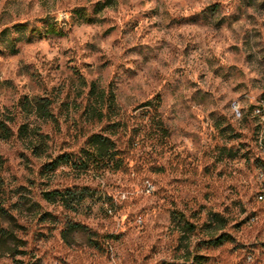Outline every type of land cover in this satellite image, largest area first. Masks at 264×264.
<instances>
[{"label":"clouds","instance_id":"obj_1","mask_svg":"<svg viewBox=\"0 0 264 264\" xmlns=\"http://www.w3.org/2000/svg\"><path fill=\"white\" fill-rule=\"evenodd\" d=\"M82 2L0 0V52L3 53L0 62L7 63L14 55L21 65L27 64L25 53L32 47L43 51L59 47L61 51L67 50L72 63L83 72L82 77L73 76L67 62L62 60L60 72L41 74L49 67L42 55L28 70L32 78L26 81L27 86L19 87L18 82L8 93L6 107L0 105V121L5 126L0 127V142L7 139L4 155L12 157L11 173L4 175L8 180L12 174L19 176L16 183L6 187L34 180L28 205L39 203L40 211L54 212L58 217L55 229L63 231L67 240L61 244L53 235L47 242L43 239L37 242L32 239L33 231L47 232L48 226L36 223L38 214L25 215L28 249H35L38 256L44 257L41 264H108L105 257L110 264H131L132 261L139 264L145 248L153 242L158 240V251L171 248L176 242L174 225L162 224L157 236L150 223H141L145 217L135 205L131 218L123 222L131 200L147 197L149 192L156 194L150 202L155 199V206L164 219L170 207L168 200L183 201L186 209L181 203L176 207L186 212L204 203L208 210H220L228 216V225L216 228L217 232H227L231 220L240 215L238 208H232L236 193L228 185L239 182L245 190L264 185V169L252 166L251 161L245 168L239 155L248 148L241 149L240 141L230 138L233 132L245 133L243 139L251 146L250 155L264 157V99H258L264 93V11L257 10L264 0H253V7H245V0H144L141 11L157 10L149 20H141L144 37L137 38L129 26V35L116 39L115 46H112L113 40L120 30L107 37L100 35L99 27L93 26L89 32L87 17L94 15L92 10L79 15L73 12ZM209 4L218 6L211 8ZM85 34L96 44L94 51L87 52L91 67L86 70L80 66L84 51L81 38ZM213 36L223 37L239 47L235 59L227 52L224 55L216 52L210 43ZM177 38L187 46L186 51L176 44ZM133 43L140 46L132 47ZM250 53L253 57L246 61ZM70 79L76 81L70 102L82 103L87 99L90 105L108 106L107 116L111 120L104 123L118 128L115 134L92 136L102 124L98 126L85 118L87 113L77 119L76 112L58 111L62 98L59 89L67 88ZM93 83L95 95L87 96ZM53 84L57 91L52 90ZM77 91L82 94L76 96ZM21 95H25L23 103L28 110L17 104ZM44 95L53 101L48 108L53 114L51 118L42 117L38 112L40 104L45 102L41 99ZM252 105L256 108L249 111ZM21 125H24L22 138L18 131ZM257 125L259 139L253 140L252 130ZM132 129H136L135 135ZM89 136L92 138L85 142ZM101 144L109 149L105 153L107 158L97 153ZM34 146L40 153L37 156L32 154ZM121 149L127 157L137 160L141 174L137 169L127 171L133 184L140 185V193L127 179L121 180L106 170L113 166L115 154ZM17 150L26 153L30 165L17 167ZM165 151H169L168 166L172 174L179 173L182 164L187 184L195 182L190 189H180L178 196L172 195L174 189L165 190L162 180H153L142 168L146 161L156 160L157 153L163 155ZM62 152L66 155H59ZM229 154L237 157L233 159ZM49 160L54 163L45 164ZM218 160L222 162L217 163ZM42 164L43 171L51 172L48 177L39 174ZM205 165L212 173L210 177L200 171ZM217 169L230 175L219 179L215 175ZM45 179L62 189L54 206H49L41 197ZM206 184L210 187L205 188ZM83 185L92 187L85 189ZM205 191L210 193V199L202 201ZM61 200L66 201L67 207L61 206ZM260 205L264 206V199ZM224 207H229L230 213H224ZM199 236L197 232L190 243L186 241L187 246L177 258L186 252L195 255L193 248ZM234 236L236 244L252 239L242 233ZM258 240H264V233ZM233 247L234 244H227L221 252L227 254ZM257 247L260 251H237L235 259L229 257L224 264L236 261L264 264V255H261L264 247L259 243ZM57 255L59 259H54Z\"/></svg>","mask_w":264,"mask_h":264},{"label":"rangeland","instance_id":"obj_2","mask_svg":"<svg viewBox=\"0 0 264 264\" xmlns=\"http://www.w3.org/2000/svg\"><path fill=\"white\" fill-rule=\"evenodd\" d=\"M144 4V0H84V2L77 4L75 8H73V12L76 14L87 13L89 9L92 10L93 16H88L87 18H91L93 21L87 22L89 32L92 31L93 26L100 28V35L107 37L111 34L117 32V29L120 30L119 35L115 37L113 40V45L115 46V40L119 39L121 36L129 35V26L136 32L137 38L144 37V27L141 23V20H149L152 15H154L157 10L156 9H148L144 8L143 11L140 9ZM218 5L209 4L208 7L215 8ZM245 7H253V0H245ZM259 11H264V3H261L258 6ZM107 13V14H106ZM131 15H127L130 14ZM125 15H127V19H125ZM238 19V17H237ZM23 23V21H21ZM15 27V25L13 26ZM149 27H153L149 25ZM8 29L5 27L3 32L6 33ZM259 33H257L258 35ZM247 38V34H245ZM208 39L207 37L205 38ZM210 43L214 45L216 52L219 55H224L226 52L229 56L235 59L236 54L239 52V47L230 42L227 39L221 37L217 39L215 36L211 37ZM176 44L182 48L187 50V46H185L179 38L176 39ZM140 45L133 43L132 47H139ZM81 47L84 50L81 53L80 66L83 69H87L91 67V57L87 55L89 50H95L96 44L94 41L89 39L88 34H85L81 38ZM264 51V50H262ZM0 55H3L0 52ZM46 58V63L49 65L47 69H44L41 74H51L53 71L60 72L61 71V63L62 60L66 61L69 65V71L72 72L73 76L82 77L83 72L78 68L75 64L72 63V59L67 56V50L61 51L59 47L50 48L48 51H43L37 47H32L25 53V56L28 60L27 64L21 65L19 61H17L13 55V58L9 59V62L4 63L0 62V105L4 104L5 100L8 97V93L13 89L15 85L19 82V87H26L29 79L32 77L29 76L28 70L30 67L35 66L41 56ZM253 57V54H249L245 57L246 61H250ZM234 67V65H233ZM43 68V66H41ZM23 77V79H21ZM76 83L74 80H69V85L67 88L61 87L59 89L62 98L60 99V103L58 106V111L63 110L67 112H76L77 119L85 117L88 108V100L85 99L82 103L70 102L72 97V86ZM83 83V81H81ZM53 91H57V86L53 84ZM241 85H237V88H240ZM89 89L87 90L88 96ZM82 93L79 91L76 92V96H80ZM41 98H49L46 95ZM264 93H261L258 99H263ZM25 95H21L17 98V104L24 108ZM52 100V99H51ZM256 105H252L249 111H252V108ZM91 122H95L89 118L87 113V117ZM256 119V118H254ZM105 122V121H104ZM99 123L102 126L99 127V132H94L93 134H104L111 133L112 130L118 131V128L111 129L108 123ZM55 123V122H54ZM247 123V121H245ZM22 126V125H21ZM259 125H257L253 130V140H258L259 134ZM230 127V126H229ZM133 134H136V129H132ZM245 133H235L233 132L230 136L231 139H235L240 141V148H248V151L243 152L242 155H239V159L243 162V166L247 168L249 166V161H251V165L258 168L264 169V157H253L250 155L251 146L249 145L247 140L243 139ZM88 138V137H87ZM86 138V140H87ZM131 139V138H130ZM6 142H0V194L3 199L6 201L7 206L11 209V214L14 216L17 223L21 226L22 229L19 230V237L24 242V247L20 250L25 252V255H20L17 257L7 256L2 257L0 259V264H18V262H22L23 264H41L44 259L43 256H38L36 254L35 249H28L27 245L29 243V239L27 236L28 233V225L24 223L25 215L33 216L37 215L36 223L40 225L48 226L47 232L35 230L32 233V239L39 242L43 239L45 242L50 240L53 235H55L61 244L67 243L63 237L62 232H57L55 229V225L58 222V217L54 212L51 211H40L41 205L39 203H33L28 205V198L32 193V189L30 185H34V180H27L25 184H16L15 187H6L8 184L16 183L19 180V176L12 174L10 180L5 178V173H11L12 165L9 161L12 157H8L4 155L6 150ZM86 142V141H85ZM159 144V141H156ZM149 149L151 145L148 146ZM235 147V145H233ZM122 155L120 159L122 161V165L120 169H116L113 166L111 168L106 169L111 175L116 176L117 178L124 180L127 179L129 181V185L133 186L137 193H140L141 188L140 185L133 184L131 177L129 176V172L127 169H137V160L127 157L125 150H120ZM59 155H66V152H62ZM221 155H225L221 153ZM235 159L237 154H229ZM18 160L17 167L30 165L31 161L28 159L26 153L23 151L17 150L16 157ZM169 151H165L163 155L157 153V159L151 160L150 162H145L142 165L143 169H146L147 173L150 174L153 180H162L163 186L165 190L174 189L172 195L178 196L180 189H190L195 185L193 181L192 185L187 184L186 177L183 174V165L179 166V173L172 174V170L168 166L169 161ZM144 158L141 157V160ZM51 160L45 161V164H49ZM222 161L218 160L217 163ZM45 165H41L40 175L44 177H48L51 175L43 171ZM99 171V170H98ZM200 171L204 173L206 176H211L212 173L209 170V166H202ZM138 174H141V170L137 169ZM216 177L219 179H223L224 176L230 175V173H225L223 169H217L215 173ZM147 178V177H145ZM45 188V191H55L62 189L59 186L52 185L50 181L45 179L42 185ZM264 185L260 187H250L245 190L239 182L230 183L228 185L229 189L236 193V198L233 199L232 208H238L240 211V215L238 218H234L231 220V228L227 231L217 232L215 225L212 224V217L217 216L219 220H223V223L228 225L229 219L228 216L222 215L220 210H208V206L204 203H200L198 207L193 209L191 212L182 211L181 208L176 207L177 203H181L183 207L186 209L187 204L183 203V201H179L178 199L168 200L167 203L170 207L167 209V219H164L161 213L158 211L155 206V199H152L150 202V198L155 197V193L149 192L147 197H143L140 199L133 198L131 203L128 205V211L125 212L123 217V222H127L131 218V209L133 205L137 207L138 212L142 213L145 217L144 221L141 223L148 222L151 225L152 231L159 236L161 231L162 224H170L174 225L177 231L173 234L175 235V244L171 248H166L163 250H157L158 240L150 244L145 248L140 260L139 264H160L163 262H175L177 264H189V260L191 264H224L229 257H233L235 259V254L237 251H249L251 249H255L256 251H260V248L257 247V243L261 247H264V240H258L261 233H264V206L260 205V202L257 200V194L263 188ZM85 189L91 188L92 185H83ZM119 187V185H118ZM210 187V185L206 184L205 188ZM13 197L16 199L13 201ZM42 197V193H41ZM43 199V198H42ZM111 199V197H109ZM163 200V197H160ZM210 199V193L205 191L202 196V201H207ZM9 201H12L11 203ZM44 201V200H43ZM45 202V201H44ZM47 203V202H46ZM48 204V203H47ZM28 205V206H26ZM49 206H54L48 204ZM224 213H230L229 207L223 208ZM42 214H45L43 219ZM176 215L179 220L184 219L193 227L192 229H184V223L179 225V222L173 217ZM207 217L206 219L204 217ZM202 221V222H201ZM121 231H127V229H122ZM143 231V229H140ZM197 232H199V238L195 239V245L193 251L195 255L191 252H186L183 255H180L177 258V254L181 253L182 249H184L187 242H191L193 238L196 237ZM234 233H242L252 239L247 243L236 244ZM23 234V235H20ZM221 234H226L227 238H225L220 244H213V239L218 238ZM227 244H234L235 247L229 249L227 254L221 252V249L224 248ZM99 251V249H97ZM261 255H264V252H261ZM54 259H59V256H54ZM105 260L110 264L109 258L105 257ZM63 264V262H62ZM131 264H136V261H132ZM235 264H239V261H236Z\"/></svg>","mask_w":264,"mask_h":264},{"label":"trees","instance_id":"obj_3","mask_svg":"<svg viewBox=\"0 0 264 264\" xmlns=\"http://www.w3.org/2000/svg\"><path fill=\"white\" fill-rule=\"evenodd\" d=\"M91 21H93L91 18H87V22H91ZM94 88H95V84L93 83L92 87L89 88L88 96H94L95 95ZM41 99L45 102L40 104V106L38 107V112L41 114L42 117L47 116V117L51 118V116L53 114L48 111V108H49V105L51 103H53V101L49 98H41ZM100 99H103V97L101 96ZM88 105L89 106H88L86 111H87L89 118L91 120H93L95 122H99V123H102L106 120H108V121L111 120V117L107 116L108 106H106L104 108H100V107H97L96 105H90V104H88ZM24 109L28 110V106L24 105ZM9 122H11L10 118H9ZM0 127H5L3 125L2 121H0ZM111 129H115V128L111 127ZM18 131L20 132V136L22 138L24 136V125H22ZM112 131H113V132H111L112 134H115L117 132L116 130H112ZM99 135H101V134H93L92 136H99ZM92 136H89L87 138V140L91 139ZM41 139H43V137H41ZM87 140H86V142H87ZM4 141H7V139L4 138ZM107 151H109V149L105 148L103 146V144H101V146L99 148H97V153L99 154V156L104 157V158H107L105 156V153ZM32 154H33V156H37L40 154L37 152V146L33 147ZM94 154H96V153H94ZM121 155H122V153L120 150L116 152L115 161L113 163V168L115 167L116 169H120V167L122 165V161L120 159ZM50 163H54V162L51 161ZM57 167H59V165H57ZM47 173H50V172H47ZM60 192L61 191H59V190L44 191V192H42V198L48 204L55 205L58 202L57 197L59 196ZM60 203H61L62 207H67L66 201L61 200ZM11 209L8 208L6 201L3 199V197L0 194V259L5 256V253L8 254L7 256H13V257L25 255V252L20 250L22 247H24L25 244H24L23 240L18 235L19 230L22 228L17 223L14 216L11 214V212H10ZM42 217L44 219L45 214H42ZM173 217L176 219L177 216L174 215ZM177 220L179 222V225H181V223H184L183 224L184 229L190 230L193 228L184 219V217L182 220H179V218L177 217ZM212 224L215 225L214 229H216L217 227H220V226H225V224L223 223V220H219L217 216L212 217ZM62 237L67 242V240L65 239L64 232H62ZM225 238H227V235L221 234L218 238L212 240L213 244H220ZM18 264H23V263L18 262ZM160 264H177V263H175V262H163Z\"/></svg>","mask_w":264,"mask_h":264},{"label":"built area","instance_id":"obj_4","mask_svg":"<svg viewBox=\"0 0 264 264\" xmlns=\"http://www.w3.org/2000/svg\"><path fill=\"white\" fill-rule=\"evenodd\" d=\"M264 99V98H263ZM256 108V106H254L253 108H252V110H254ZM256 119H258V118H256ZM259 127V131H260V126H258ZM258 139H259V134H258ZM262 199H264V186H263V188L260 190V192H258V194H257V200L260 202Z\"/></svg>","mask_w":264,"mask_h":264}]
</instances>
